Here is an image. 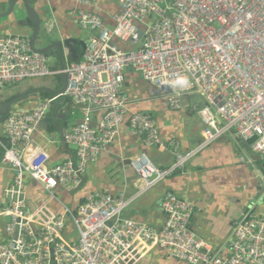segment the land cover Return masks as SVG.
Here are the masks:
<instances>
[{"label":"built area","instance_id":"2783aa9c","mask_svg":"<svg viewBox=\"0 0 264 264\" xmlns=\"http://www.w3.org/2000/svg\"><path fill=\"white\" fill-rule=\"evenodd\" d=\"M68 1L94 8L102 0ZM116 2L119 11L111 27L97 14L78 13V26L90 36L79 60L72 62L63 53V70L51 69L29 36L0 34V102L8 85L66 74L59 96L80 111L63 136L74 148L75 161L55 166L31 139L53 99H41L31 110L11 109L1 124L9 141L8 147L0 139L1 164L11 168L13 178L0 210L5 219L0 264H135L152 246L186 264H264V217L243 215L234 228L231 253L223 258L191 231L193 206L174 194L162 200L166 219L160 230L121 217L133 198L93 194L75 210L57 200L61 192L80 189L88 166L125 121L127 69L141 75L152 97L171 105L190 93L203 100L198 110L202 140L195 149L182 153L171 143L175 159L165 168L143 153L131 159L136 196L182 171L203 148L231 132L264 163V0ZM95 111L102 112L96 127ZM127 121L133 134L144 135L146 145L158 143L151 115L133 113ZM26 175L46 194L35 208L27 201ZM68 222L76 235L71 239L65 235Z\"/></svg>","mask_w":264,"mask_h":264},{"label":"crops","instance_id":"0c3cea01","mask_svg":"<svg viewBox=\"0 0 264 264\" xmlns=\"http://www.w3.org/2000/svg\"><path fill=\"white\" fill-rule=\"evenodd\" d=\"M6 1L0 0V13L7 11ZM17 4L10 15L0 17V34L30 37L34 24L22 2L18 0ZM28 4L41 18L38 36L41 33L42 37L44 35L48 37L46 43H41L40 40L38 42L37 38L35 48L40 49L53 42L71 40L79 56L77 60L83 54L82 45L85 46L90 36L89 31H84L78 26V13L86 11L97 14L106 26L111 27L112 16L119 11L116 0H102L94 8L80 7L68 0H28ZM62 48L70 61H77L71 58L64 45ZM50 56H55L56 59L51 69H60L63 56L59 58L56 49L49 51L48 62ZM62 87L61 76H52L8 85L1 94L2 104L23 95L14 103L13 110H31L41 99H53L46 116L47 123L42 121L31 137L33 145L48 154L49 166L66 160L75 161L74 148L64 142L63 136L65 131L72 127V123L80 118V111L67 97L54 93ZM123 93L128 101L127 115L142 112L152 116L158 143L146 145L144 135L133 134L125 119L116 137L98 159L88 166L82 176L80 189L74 192H61L70 204V209L74 210L87 196L93 194L133 198L121 217L160 230L166 219L161 203L164 196L171 193L193 206L189 222L191 231L210 245L213 255L228 257L231 253L230 241L234 236L235 225L242 216L248 214L264 217L263 197L249 207L258 187L254 160L261 159L252 153L248 145L234 132H231L203 148L182 171L136 196L137 176L130 165L131 159L143 153L154 165L165 168L175 159L171 143H176L182 153L195 149L202 140V123L198 110L203 100L199 95L190 93L179 98L177 104L171 105L165 98L152 97L149 86L141 75L130 69L124 71ZM49 94L52 96L48 97ZM101 117L102 112L93 113L94 127L98 125ZM0 139H5L1 124ZM2 153L0 148V210L4 204V192L13 178L11 168L1 164ZM25 184L27 201L31 208H35L44 201L45 193L27 175ZM53 207L57 211L60 209L56 205ZM4 224L5 219L0 216V243L5 239ZM70 232H73L71 237H76L72 225ZM142 254L135 264H186L170 257L158 246L147 248Z\"/></svg>","mask_w":264,"mask_h":264},{"label":"water","instance_id":"95a60500","mask_svg":"<svg viewBox=\"0 0 264 264\" xmlns=\"http://www.w3.org/2000/svg\"><path fill=\"white\" fill-rule=\"evenodd\" d=\"M17 1L18 0H7L6 4H7V11L4 13H0V17H7L8 15H10L15 6H17ZM22 2V5L25 7V10L28 12V14L31 17V21L34 24L33 28H32V32L30 35V41H31V45L34 49V51L42 53L44 55H48L49 51L51 49H56L59 58H61L62 53H63V48L62 46L64 45L67 50L69 51L71 58L73 60H77L79 58V56H77L76 52H75V48H74V43L71 40H66L64 42L62 41H58V42H53L51 43L49 46L44 47V48H35V42L37 40L38 37V33H39V28L41 26V18L40 16L36 13V11L28 4V0H20ZM63 44V45H62ZM82 48L84 49L85 46L82 45ZM64 66L62 64V62L60 61V69L63 70ZM66 80H67V76L66 74L61 75V82L63 84V87L61 88V90L56 91L54 93H56L57 95H61L64 92L65 86H66ZM23 95H20L18 98H15L11 101H9L6 104H2L0 103V124L3 123L4 119L6 118L7 114L10 112V110L12 109L14 103L22 98ZM44 122L47 123L48 118L45 117V119L43 120ZM76 124V122L72 123V126H74ZM8 147H9V141L7 138H5L4 140H2ZM247 154V152H246ZM248 158V157H247ZM260 158V157H259ZM254 165H255V173L257 175V182H258V187L256 189V195L254 196V198L252 199V201L250 202L249 207H252L255 203H257L258 199L260 200L261 197H263L262 199H264V163L259 161V160H254ZM251 168H253V166L250 165ZM253 204V205H252ZM236 226V225H235ZM233 237L231 238L230 241V247H231V243L233 241Z\"/></svg>","mask_w":264,"mask_h":264},{"label":"rangeland","instance_id":"374dc122","mask_svg":"<svg viewBox=\"0 0 264 264\" xmlns=\"http://www.w3.org/2000/svg\"><path fill=\"white\" fill-rule=\"evenodd\" d=\"M46 37L47 35H44V37H42V34L40 33L39 36L37 37L38 38V42L40 40L41 43H46L47 40H46ZM48 38V37H47ZM46 41V42H45ZM55 56H50L49 58V62H48V65L49 67L51 68V66L56 63V59L54 58ZM58 85V84H57ZM44 197H46V194L44 195ZM57 197V200L61 201L66 207L70 208V204L68 203V201L66 200L65 196L62 195V194H57L56 195Z\"/></svg>","mask_w":264,"mask_h":264},{"label":"trees","instance_id":"16d2710c","mask_svg":"<svg viewBox=\"0 0 264 264\" xmlns=\"http://www.w3.org/2000/svg\"><path fill=\"white\" fill-rule=\"evenodd\" d=\"M47 96H48V97H51L52 95L49 94V95H47ZM129 116H130V115H126V116H125V119L128 120V119H129ZM74 210H75V209H74ZM67 224H68V226H67V228H66L65 235H66V237H67L68 239H71V236H70V235H71L73 232H70V225H72V224H71L70 222H68Z\"/></svg>","mask_w":264,"mask_h":264}]
</instances>
